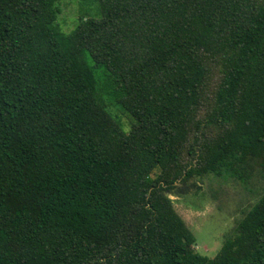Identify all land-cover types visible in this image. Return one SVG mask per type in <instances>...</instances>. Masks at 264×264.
I'll list each match as a JSON object with an SVG mask.
<instances>
[{"label": "trees", "instance_id": "1", "mask_svg": "<svg viewBox=\"0 0 264 264\" xmlns=\"http://www.w3.org/2000/svg\"><path fill=\"white\" fill-rule=\"evenodd\" d=\"M61 1L0 0V264H264V192L214 258L171 198L264 179V0Z\"/></svg>", "mask_w": 264, "mask_h": 264}, {"label": "rangeland", "instance_id": "2", "mask_svg": "<svg viewBox=\"0 0 264 264\" xmlns=\"http://www.w3.org/2000/svg\"><path fill=\"white\" fill-rule=\"evenodd\" d=\"M60 9L56 27L64 33L72 32L81 17L100 16L97 3L91 0H62ZM216 81L215 78L214 83ZM112 114L121 117L128 132L130 120L127 115L116 108ZM197 186L187 196L171 198L177 212L196 236L195 250L203 256L214 258L226 237L233 234L244 212L264 192V179L259 178L245 186L232 179L207 176L197 181Z\"/></svg>", "mask_w": 264, "mask_h": 264}]
</instances>
